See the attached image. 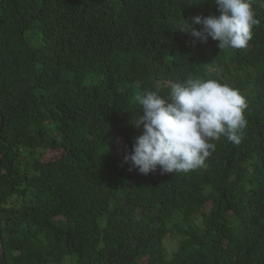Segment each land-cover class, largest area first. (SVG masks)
I'll list each match as a JSON object with an SVG mask.
<instances>
[{"label": "trees", "instance_id": "trees-1", "mask_svg": "<svg viewBox=\"0 0 264 264\" xmlns=\"http://www.w3.org/2000/svg\"><path fill=\"white\" fill-rule=\"evenodd\" d=\"M254 10L250 48L220 50L182 30L218 15L212 0H0L6 264H264V6ZM187 79L240 90L241 143L222 136L187 173L130 170L136 96Z\"/></svg>", "mask_w": 264, "mask_h": 264}, {"label": "clouds", "instance_id": "clouds-1", "mask_svg": "<svg viewBox=\"0 0 264 264\" xmlns=\"http://www.w3.org/2000/svg\"><path fill=\"white\" fill-rule=\"evenodd\" d=\"M264 0H212L218 15L197 16L191 27L187 21L182 30L196 42L209 38L218 41V48H250L253 28L259 24L254 3ZM140 114L131 124L142 128L125 156L130 170L148 175L159 167L161 173H187L203 167L216 150L214 141L222 136L234 144L242 141L247 127L244 111L246 98L239 89L215 79H187L175 83L168 95L145 90L136 96Z\"/></svg>", "mask_w": 264, "mask_h": 264}, {"label": "rangeland", "instance_id": "rangeland-1", "mask_svg": "<svg viewBox=\"0 0 264 264\" xmlns=\"http://www.w3.org/2000/svg\"><path fill=\"white\" fill-rule=\"evenodd\" d=\"M23 153H24V151H23ZM55 155H56V153H53V157ZM51 158H52L51 152H46L42 156V159H45V160H48V159H51ZM166 248H167L168 254L172 253L175 250V244H174V242L171 241V240H169V239H167V241H166Z\"/></svg>", "mask_w": 264, "mask_h": 264}, {"label": "water", "instance_id": "water-1", "mask_svg": "<svg viewBox=\"0 0 264 264\" xmlns=\"http://www.w3.org/2000/svg\"><path fill=\"white\" fill-rule=\"evenodd\" d=\"M0 257H1L2 263H3V264H6L5 259H4V255H3L1 249H0Z\"/></svg>", "mask_w": 264, "mask_h": 264}]
</instances>
